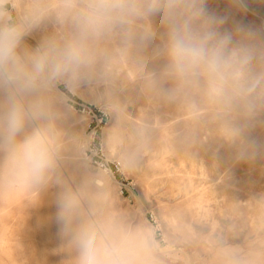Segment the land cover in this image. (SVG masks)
Listing matches in <instances>:
<instances>
[{
  "label": "rangeland",
  "instance_id": "rangeland-1",
  "mask_svg": "<svg viewBox=\"0 0 264 264\" xmlns=\"http://www.w3.org/2000/svg\"><path fill=\"white\" fill-rule=\"evenodd\" d=\"M207 7L229 15L226 27L264 31V0H248L247 13L230 0ZM44 34L39 29L26 42L35 46ZM153 66L117 61L77 92L61 89L67 102L57 120L52 186L41 194L0 189V264H80L87 241L100 253L119 247L128 264H264V155L237 163L207 116L191 119L179 104L150 94L143 76ZM80 104L100 123L111 170L90 161L95 123ZM189 126L199 130L195 141ZM138 128L146 134L128 163ZM253 136L264 142V127ZM65 196L72 206L58 232L56 200Z\"/></svg>",
  "mask_w": 264,
  "mask_h": 264
},
{
  "label": "clouds",
  "instance_id": "clouds-1",
  "mask_svg": "<svg viewBox=\"0 0 264 264\" xmlns=\"http://www.w3.org/2000/svg\"><path fill=\"white\" fill-rule=\"evenodd\" d=\"M248 12V0H230ZM208 0H0V189L42 193L52 186L66 92L133 60L146 90L177 103L191 119L207 116L237 163L264 155L253 136L264 127V31L234 22ZM44 29L32 46L26 38ZM61 89L66 90L62 91ZM194 141L199 130L189 126ZM146 132L137 129L126 162ZM70 196L56 200L59 232ZM114 247L85 242L80 264H128Z\"/></svg>",
  "mask_w": 264,
  "mask_h": 264
},
{
  "label": "built area",
  "instance_id": "built-area-1",
  "mask_svg": "<svg viewBox=\"0 0 264 264\" xmlns=\"http://www.w3.org/2000/svg\"><path fill=\"white\" fill-rule=\"evenodd\" d=\"M78 111L81 112L82 114L89 115L92 118L91 120L92 124L93 123L96 124V125L94 124L93 127L90 129L88 135L87 150L89 153L90 161H92V163L100 169H103L105 171L111 170L110 164L108 162L104 150L105 144H103V141L100 136V130H99L100 123L96 115L92 114V110L88 106L82 104L78 106Z\"/></svg>",
  "mask_w": 264,
  "mask_h": 264
}]
</instances>
